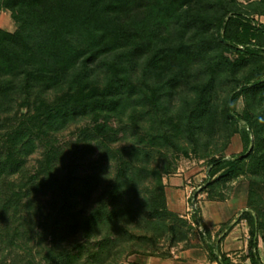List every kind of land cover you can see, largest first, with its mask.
I'll list each match as a JSON object with an SVG mask.
<instances>
[{
    "label": "trees",
    "instance_id": "trees-1",
    "mask_svg": "<svg viewBox=\"0 0 264 264\" xmlns=\"http://www.w3.org/2000/svg\"><path fill=\"white\" fill-rule=\"evenodd\" d=\"M1 10L17 29L0 28V264H116L155 256L147 248L166 233L186 241L167 223L189 226L168 210L152 153L186 155L182 142L197 151L215 137L221 153L235 135L242 152L211 157L198 194L222 202V189L246 183L235 224L248 228L243 259L263 264L264 25L254 16L264 0H0ZM150 116L147 141L135 139ZM197 215L208 259L233 264Z\"/></svg>",
    "mask_w": 264,
    "mask_h": 264
},
{
    "label": "rangeland",
    "instance_id": "rangeland-1",
    "mask_svg": "<svg viewBox=\"0 0 264 264\" xmlns=\"http://www.w3.org/2000/svg\"><path fill=\"white\" fill-rule=\"evenodd\" d=\"M239 3L243 5H247L250 1L252 0H237ZM246 7V6H245ZM254 21L257 23L263 24L264 25V16H254ZM0 28L8 31V32H14L17 29V24L12 20L10 13L6 10H1L0 11ZM103 82V79H101ZM101 82V83H102ZM102 85V84H101ZM223 88H227L226 86H222ZM218 89V94L216 95V100L219 98H222L224 96V90ZM217 90V89H216ZM50 99H53V95L49 97ZM234 113L236 114H241L243 110V104H242V99H239L234 105H233ZM25 110H22L21 113H24ZM153 116H150L149 122L144 124L142 126L141 130L139 133H137V136L135 135L134 138H143V140L146 142L148 137L146 134L151 133L150 131V124L152 125L156 123L157 120H153ZM74 130L76 132V127L70 128V131ZM156 131L152 132V134H155ZM66 135L68 133H65ZM132 135V133H130ZM133 138V137H131ZM130 141H126L125 143L118 144L116 146H123L125 144H129ZM202 143H200L199 148L197 151L194 150L193 147H191L188 143L182 142L180 145L181 150H187V154L183 155L175 150H172L170 148H162L159 152L153 151L152 153V160H151V169L158 171L159 173L162 174V183L164 186L168 185V188L170 186L169 184V179L170 178H176L180 181L182 179L185 185L183 188L184 191L180 186V183L178 182L177 184L174 182L172 183L173 187L172 190L174 191V195H176L175 199L174 197H170L172 200V205L173 208L172 210H169L176 215H178L180 218L186 220L189 224L188 227H182L181 225H177L174 223L173 218H169L167 223L173 224L174 227H177L178 234L180 233H187V239L184 242H180L178 244H171L170 239L171 236L170 234L166 233L163 235L161 238L158 239L157 243L152 246L148 247V251L150 252H155V256H143L139 254H133V255H124L121 257V259L116 263V264H165L162 261H166V264L172 263L176 264L177 263H182V262H187L188 256H183L186 252L192 250V249H200L201 250V257L202 255L205 256L204 261H199V264H210L211 261L208 259V252L206 248L205 242L200 238V233L203 231L202 228H198L192 221L191 214L193 211H196L198 213V217H200V204L203 202V200H207L206 197L201 198L202 196H199V190L204 186V182L207 180V161L211 158L214 157L215 159L220 158V157H225L226 159L229 158L232 154H238L242 152V143L240 140V137L238 135L233 136V138L229 141L228 145L226 146V149L224 152H217L216 150L220 149L221 146L223 145V140L219 137H215V139L212 142V145L207 148L202 150ZM164 155H166L164 157ZM35 158V157H34ZM175 179V180H176ZM174 180V181H175ZM202 181V182H201ZM155 180L152 179L149 182L146 183V186L148 187H153ZM239 182L231 183L229 186H226L225 189H222V192L220 195L227 196L228 200L232 194L237 193L238 191L236 190V185ZM182 184V183H181ZM246 184V183H245ZM189 187H188V186ZM241 185V183H240ZM239 185V187H240ZM191 186L195 187L194 190H192ZM188 187V188H187ZM191 187V188H190ZM199 187V188H197ZM171 188V187H170ZM187 188V189H186ZM256 188L261 192V194L264 196V188L262 185H257ZM186 190V191H185ZM168 196H170V193H168ZM166 197V195H165ZM174 199V200H173ZM208 201V200H207ZM219 202V201H217ZM175 206H180L182 207V210L179 211V209ZM207 211L203 210V225H210L211 221L214 219L213 213H211V208L206 209ZM238 212H240L237 207L232 206L230 210L226 209L224 211V215L231 216L232 218L234 217V221L232 224H234L237 221L238 218ZM230 217V218H231ZM134 226L131 227L133 230ZM207 229V228H206ZM208 230V229H207ZM226 232V231H225ZM225 232L222 233V235L225 234ZM210 234V240L211 242L217 247V240L221 237L218 238V235H212L209 231ZM261 241V240H260ZM222 242V241H221ZM220 242V244H221ZM208 243V242H206ZM219 244V251L220 247H223L222 244L220 246ZM260 250H259V255L262 263L264 264V243L261 241L260 242ZM1 249V248H0ZM216 251V250H215ZM36 251H34L35 253ZM37 255V254H35ZM161 255H166V258H159L158 256ZM38 259V257H36ZM197 258V257H196ZM191 260V259H190ZM236 263L233 262V264H244L245 261L244 259H235ZM21 261H18L17 264H22ZM247 264H249L246 261ZM3 264H12V257H8L5 259Z\"/></svg>",
    "mask_w": 264,
    "mask_h": 264
},
{
    "label": "crops",
    "instance_id": "crops-1",
    "mask_svg": "<svg viewBox=\"0 0 264 264\" xmlns=\"http://www.w3.org/2000/svg\"><path fill=\"white\" fill-rule=\"evenodd\" d=\"M175 179L176 178H174V177L169 179V181H168L170 184L169 188H168V185L165 186V195H166L165 198H166V205H167L168 210H172L171 208H173V205H172L171 199H172V197H174V199L176 197V195H174V191L172 190V187H173L172 183L175 182L177 184L179 182L180 186H181L179 188H182L183 191H184L183 188L185 187V185H184L185 182H183L182 179H180V181L178 179H176V180ZM239 185H240V183H238L236 185V190L238 192L237 193L234 192V194H232L233 196H231L228 200H225L222 202L203 200V202L200 204L201 205L200 206L201 207L200 208V219H201L202 224H204L203 210L207 211L206 209L211 208V213H213V215H214V219H213V221H211V224L210 225H206V224L204 225L208 229V231H210V233L212 235L219 234V232L221 231V228L224 227L225 225H231L232 226V228L230 230H228V231L224 230V232L226 231L224 235H222V233L220 235H218V238L223 237V240L221 242L223 247H220V249H222V251L220 250V252L225 254L231 260L232 263L233 262L236 263L235 259H237V257H238V259H241L244 257V252L246 249L247 238H248V228H247V225L244 221H240L237 224H235L236 222L234 224H232L233 221L235 220L234 217L232 218L231 216L224 215V211L226 209L230 210L232 206L237 207V209L240 211V212H238L239 215L241 214V212L243 210H245L247 186L245 183H241L240 187H239ZM191 187L190 188L192 190L195 189V187H193V186H191ZM197 188H199V187H197ZM168 193H170V196H168ZM199 196H202L201 198L206 197L204 193L199 194ZM170 197H171V199H170ZM175 207H177L179 209V211L182 210V207H180V206H175ZM173 210H174V208H173ZM239 215H238V217H239ZM260 242L261 241L259 240L258 253H259V250L261 248ZM221 244H220V246H221ZM183 256H188L189 261H187V262L185 261L182 263L176 262V264H199L200 260L201 261L205 260V256L202 255V257H201V250L195 249V248L186 252ZM243 261H245V260H243ZM162 262H164L165 264L167 263L166 261H162ZM169 264H172V263H169ZM210 264H217V263L211 262ZM244 264H247L246 261L244 262Z\"/></svg>",
    "mask_w": 264,
    "mask_h": 264
}]
</instances>
